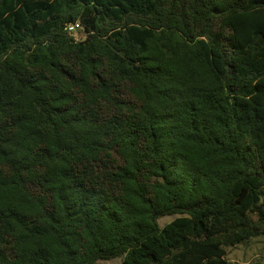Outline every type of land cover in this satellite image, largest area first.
Here are the masks:
<instances>
[{
	"label": "trees",
	"instance_id": "1",
	"mask_svg": "<svg viewBox=\"0 0 264 264\" xmlns=\"http://www.w3.org/2000/svg\"><path fill=\"white\" fill-rule=\"evenodd\" d=\"M259 235L264 0H0V264H264L226 258Z\"/></svg>",
	"mask_w": 264,
	"mask_h": 264
},
{
	"label": "rangeland",
	"instance_id": "2",
	"mask_svg": "<svg viewBox=\"0 0 264 264\" xmlns=\"http://www.w3.org/2000/svg\"><path fill=\"white\" fill-rule=\"evenodd\" d=\"M73 35L76 38H82L83 32L77 30ZM177 215H165L158 218V224L160 226L170 222ZM226 258L230 261L248 263L255 260L264 261V236L259 235L252 237L245 243H241L235 246L226 247ZM122 257H114L107 260H97L95 264H121Z\"/></svg>",
	"mask_w": 264,
	"mask_h": 264
},
{
	"label": "built area",
	"instance_id": "3",
	"mask_svg": "<svg viewBox=\"0 0 264 264\" xmlns=\"http://www.w3.org/2000/svg\"><path fill=\"white\" fill-rule=\"evenodd\" d=\"M80 28V24L78 22L70 23L67 25V30L69 33H75Z\"/></svg>",
	"mask_w": 264,
	"mask_h": 264
}]
</instances>
